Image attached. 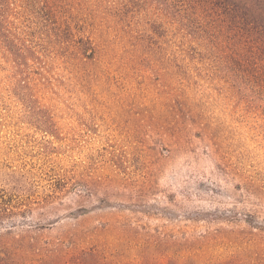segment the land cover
Listing matches in <instances>:
<instances>
[{"label": "rangeland", "instance_id": "rangeland-1", "mask_svg": "<svg viewBox=\"0 0 264 264\" xmlns=\"http://www.w3.org/2000/svg\"><path fill=\"white\" fill-rule=\"evenodd\" d=\"M11 2L2 264H264V110L182 6Z\"/></svg>", "mask_w": 264, "mask_h": 264}, {"label": "trees", "instance_id": "trees-1", "mask_svg": "<svg viewBox=\"0 0 264 264\" xmlns=\"http://www.w3.org/2000/svg\"><path fill=\"white\" fill-rule=\"evenodd\" d=\"M224 60L231 77L264 110V0H173ZM11 0H0V24ZM43 263L49 256L41 254ZM0 260V264H2Z\"/></svg>", "mask_w": 264, "mask_h": 264}]
</instances>
